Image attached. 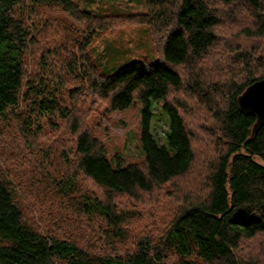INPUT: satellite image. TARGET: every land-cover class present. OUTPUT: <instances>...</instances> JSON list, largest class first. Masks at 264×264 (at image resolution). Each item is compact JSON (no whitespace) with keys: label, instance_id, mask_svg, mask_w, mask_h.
I'll return each mask as SVG.
<instances>
[{"label":"trees","instance_id":"16d2710c","mask_svg":"<svg viewBox=\"0 0 264 264\" xmlns=\"http://www.w3.org/2000/svg\"><path fill=\"white\" fill-rule=\"evenodd\" d=\"M143 3V13L101 16L77 0H0V116L11 115L7 130L14 141H28L33 152L43 146L37 145L41 158L33 171L37 186L48 187L41 191L49 229L44 234L25 224L8 182L0 180V264H264V238L258 240L264 234V125L250 137L254 117L236 106L247 86L264 79V0ZM24 4L32 27L13 16ZM52 7L83 29L61 25V46L44 45L36 71L27 74L22 59L38 41L32 33L48 25L36 12ZM122 26L149 27L158 62H133L112 75L92 71L87 46ZM84 88L109 111L141 103V164H110L104 146L82 126L89 107L80 113L71 104ZM151 100L162 101L168 117L164 144L150 130ZM19 101L24 111L8 113ZM199 137L205 145L195 143ZM188 174L195 179L182 205L161 227L152 221L132 250L120 253L134 213L118 210L116 197L138 200ZM68 228L93 240L81 247ZM102 238L107 247L97 250Z\"/></svg>","mask_w":264,"mask_h":264},{"label":"rangeland","instance_id":"374dc122","mask_svg":"<svg viewBox=\"0 0 264 264\" xmlns=\"http://www.w3.org/2000/svg\"><path fill=\"white\" fill-rule=\"evenodd\" d=\"M77 4L81 9L101 16H122L145 11L143 0H77ZM28 13L29 8L24 4L15 8L13 16L20 18L32 27L30 21L27 20ZM35 18L44 20L48 25L45 31L36 32L34 30L32 33L34 37L38 38V41L36 46L28 50L23 56L22 60L27 74L36 71L39 56L42 53L41 49L45 48L44 45H49L50 49L54 50L61 46V25L71 24L77 29V33L83 29L81 23L71 19L60 8L56 7L39 9ZM57 50L60 52L59 49ZM85 51L90 69L103 76L112 75L133 62L142 61L153 65L159 59L152 32L149 27L144 26H122L111 32H101L87 46ZM210 60H215V58L212 56ZM72 99L75 102L71 104L76 103L79 107L76 109L79 112L83 109L84 104L89 107L87 109L89 114L87 117L85 116L82 126L89 129L90 133L104 146L106 158L113 167L116 166L119 159H121V166L141 164L143 160L140 144L142 131L141 103L137 102L123 111H109L106 103L92 96L88 88H84V91L79 94L75 93ZM24 107V103L19 101L18 107L9 109L8 113L24 111ZM150 112V130L157 141L164 144L168 129V117L162 111V101L151 100ZM10 117L11 115L5 118L0 116V180L8 182L7 185L12 191L13 200L22 213L23 222L34 230L46 234L49 233V229L45 225V219L42 218V200L45 195L41 189H48V187L46 185L37 186L35 176H37L38 171H33L34 161L41 158L36 149L43 146L42 144H37L38 147L34 145L33 152L30 150L31 145L28 144V141H23L22 144L18 142L19 140L14 141L15 137L9 134L10 131L7 130V120L9 121ZM59 130L60 132L63 131L61 125ZM62 135L65 134L61 133ZM205 136L206 142L213 146L214 142L210 135L205 134ZM68 140L72 142L70 136ZM70 142L67 146H70ZM200 142H203V145L206 143L204 138H196L195 143L199 144ZM19 146L22 150L16 151L15 148ZM215 153L216 150L208 152L211 157ZM192 175L188 174V176L173 180L167 186L156 189L152 193L141 194L138 200L116 197L118 210L127 209L134 213L131 221L126 224L129 229V239L122 246L118 245L117 247L120 253L132 250L133 240L150 230L147 228L150 227L152 221H156L154 228L155 226L157 228L158 224L161 227L164 222L166 223L171 212L173 213L182 205L183 194L190 192V185L194 182L192 179H195ZM85 184L88 187L92 186L88 180H85ZM175 191L177 192L175 193ZM166 197L168 199H165ZM57 229L60 230V227ZM50 231L57 234L58 230ZM67 231V234L71 238H75L81 247H86L88 242L93 240L86 234L78 237L69 228ZM64 232L66 231L64 230ZM262 238H264V234L260 235L258 240H262ZM102 240L104 239L102 238ZM105 241L99 242V247L96 249L100 250L102 247H107Z\"/></svg>","mask_w":264,"mask_h":264},{"label":"water","instance_id":"95a60500","mask_svg":"<svg viewBox=\"0 0 264 264\" xmlns=\"http://www.w3.org/2000/svg\"><path fill=\"white\" fill-rule=\"evenodd\" d=\"M238 110L245 116L254 117L250 137L264 125V79L250 84L236 98Z\"/></svg>","mask_w":264,"mask_h":264}]
</instances>
